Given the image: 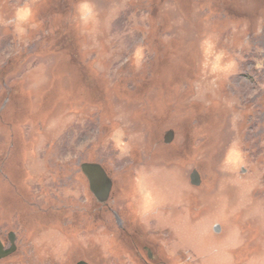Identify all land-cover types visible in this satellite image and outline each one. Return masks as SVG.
<instances>
[{"label": "rangeland", "instance_id": "rangeland-1", "mask_svg": "<svg viewBox=\"0 0 264 264\" xmlns=\"http://www.w3.org/2000/svg\"><path fill=\"white\" fill-rule=\"evenodd\" d=\"M12 234L0 264H264V0H0Z\"/></svg>", "mask_w": 264, "mask_h": 264}, {"label": "flooded vegetation", "instance_id": "flooded-vegetation-1", "mask_svg": "<svg viewBox=\"0 0 264 264\" xmlns=\"http://www.w3.org/2000/svg\"><path fill=\"white\" fill-rule=\"evenodd\" d=\"M171 133H172L173 138H174L173 132L170 131L165 136V143L168 141L169 135ZM85 166H88V167L86 168ZM81 169H82L83 175L87 179V182L89 185V190L93 194V198L97 204L107 206L108 203H110L111 201H114L115 188H116L117 182H116L115 177L109 173V171L106 169V167H104L101 163L92 162V163H83L81 165ZM100 211H103L102 206L100 208ZM113 213H114L113 217H114L115 224L121 230L123 229L125 232H127V230L124 228L126 225V222H127L126 218L120 213H116L114 211H113ZM14 238H15V236L13 234L11 236H9L10 246H7L5 244V241L0 236V243L2 244L3 249L5 251L12 250V253H13L14 251L17 250ZM143 249L145 251L146 256H143V253L140 251L137 252V256L140 259H142L143 261H145L146 264H148L149 261L154 262V261L158 260V258H156V256H155V253L149 247V245H144L142 250ZM11 254H9V255H11ZM0 260H2V259H0ZM77 264H88V263L85 261H80Z\"/></svg>", "mask_w": 264, "mask_h": 264}, {"label": "water", "instance_id": "water-1", "mask_svg": "<svg viewBox=\"0 0 264 264\" xmlns=\"http://www.w3.org/2000/svg\"><path fill=\"white\" fill-rule=\"evenodd\" d=\"M173 139V135H172V133L169 135V139H168V141L167 142H170L171 140ZM86 168L88 167V166H85ZM199 182H200V180H199V176H198V174L197 173H194L193 175H192V183H193V185H195V186H197V185H199ZM12 253V250H10V251H5L4 249H3V246H2V244L0 243V259H3V258H5V257H7L9 254H11Z\"/></svg>", "mask_w": 264, "mask_h": 264}, {"label": "clouds", "instance_id": "clouds-1", "mask_svg": "<svg viewBox=\"0 0 264 264\" xmlns=\"http://www.w3.org/2000/svg\"><path fill=\"white\" fill-rule=\"evenodd\" d=\"M85 10H87V6L85 5Z\"/></svg>", "mask_w": 264, "mask_h": 264}, {"label": "bare ground", "instance_id": "bare-ground-1", "mask_svg": "<svg viewBox=\"0 0 264 264\" xmlns=\"http://www.w3.org/2000/svg\"><path fill=\"white\" fill-rule=\"evenodd\" d=\"M238 248V247H237Z\"/></svg>", "mask_w": 264, "mask_h": 264}]
</instances>
